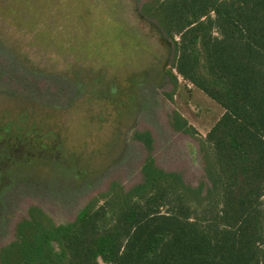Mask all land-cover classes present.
Returning a JSON list of instances; mask_svg holds the SVG:
<instances>
[{
  "label": "rangeland",
  "instance_id": "374dc122",
  "mask_svg": "<svg viewBox=\"0 0 264 264\" xmlns=\"http://www.w3.org/2000/svg\"><path fill=\"white\" fill-rule=\"evenodd\" d=\"M154 1L0 0V247L29 206L72 222L138 182L148 154L205 179L203 138L223 109L171 68L173 46L142 10Z\"/></svg>",
  "mask_w": 264,
  "mask_h": 264
},
{
  "label": "trees",
  "instance_id": "16d2710c",
  "mask_svg": "<svg viewBox=\"0 0 264 264\" xmlns=\"http://www.w3.org/2000/svg\"><path fill=\"white\" fill-rule=\"evenodd\" d=\"M142 10L172 44L171 68L223 109L203 138L205 179L189 184L148 154L138 182L114 183L72 222L29 206L0 264H264V0ZM136 136L151 149L147 132Z\"/></svg>",
  "mask_w": 264,
  "mask_h": 264
}]
</instances>
